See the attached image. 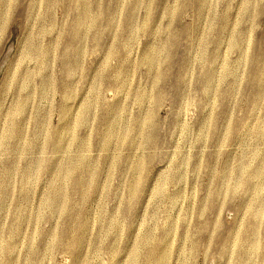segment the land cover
I'll return each mask as SVG.
<instances>
[{
    "label": "rangeland",
    "instance_id": "374dc122",
    "mask_svg": "<svg viewBox=\"0 0 264 264\" xmlns=\"http://www.w3.org/2000/svg\"><path fill=\"white\" fill-rule=\"evenodd\" d=\"M0 264H264V0H0Z\"/></svg>",
    "mask_w": 264,
    "mask_h": 264
},
{
    "label": "bare ground",
    "instance_id": "6f19581e",
    "mask_svg": "<svg viewBox=\"0 0 264 264\" xmlns=\"http://www.w3.org/2000/svg\"><path fill=\"white\" fill-rule=\"evenodd\" d=\"M147 58H148V57H147ZM151 62H152V61H150V64H151ZM67 171H68V170H67ZM70 172H71V171H70ZM54 202H55V201H54ZM54 202H53V203H54ZM54 208H55V207H54Z\"/></svg>",
    "mask_w": 264,
    "mask_h": 264
}]
</instances>
